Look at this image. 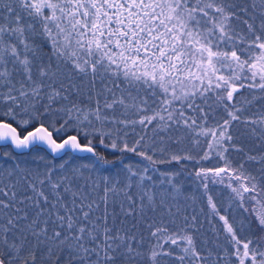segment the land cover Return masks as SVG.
Segmentation results:
<instances>
[{"label":"snow or ice","instance_id":"obj_1","mask_svg":"<svg viewBox=\"0 0 264 264\" xmlns=\"http://www.w3.org/2000/svg\"><path fill=\"white\" fill-rule=\"evenodd\" d=\"M0 148V264H264V0H0Z\"/></svg>","mask_w":264,"mask_h":264},{"label":"trees","instance_id":"obj_2","mask_svg":"<svg viewBox=\"0 0 264 264\" xmlns=\"http://www.w3.org/2000/svg\"><path fill=\"white\" fill-rule=\"evenodd\" d=\"M222 111V110H221ZM211 123V122H210ZM237 135H234V145L235 147H229L228 152L225 153V156L232 162L233 166L238 165L241 162H244V152H247L251 145L247 142V138L243 135V129L240 128L239 130L233 129ZM237 149H243V152L237 151ZM6 149L1 148L0 153L5 151ZM99 151L104 152L103 149H99ZM43 155L47 156L51 159L50 154L43 148L38 147L32 150L27 157L22 159H27L29 162L32 160V156L34 155ZM77 155V154H75ZM128 155V154H126ZM109 159H117V157L109 155ZM64 159H69L68 157H64ZM132 160L138 159L137 157H130ZM62 161H56L59 163ZM81 161H73V163H80ZM37 163H40L37 161ZM224 163L223 160H220L215 155L209 160L201 161L197 164L195 161H181L179 163L172 162L166 163L162 165H157L161 171H171L173 173H178L176 175L175 180L178 184L183 185L185 191L196 193L198 199L195 203L189 202V212L191 213L195 210V213L199 215L200 221L202 224L201 232L197 236L198 243H202L203 241L207 240L210 245H214L218 243L220 245V249L223 250L224 248L228 247L225 239L224 233L221 230L222 228V221L219 220L218 216H214L211 214V210L207 207L206 198L201 196L202 189L199 187V182L195 176V172L198 171L202 166L214 168L218 166H222ZM115 169H112L110 173H105V175L114 174ZM154 176L157 180L160 179L159 173H154ZM210 195H212L214 202L217 204L218 209L220 210L221 214L227 215L231 220L233 217L236 219V224L239 225L240 220L242 219L241 212L242 210L236 208L235 206L229 207L231 204L230 201V190L225 188L221 184H215L210 186Z\"/></svg>","mask_w":264,"mask_h":264},{"label":"water","instance_id":"obj_3","mask_svg":"<svg viewBox=\"0 0 264 264\" xmlns=\"http://www.w3.org/2000/svg\"><path fill=\"white\" fill-rule=\"evenodd\" d=\"M41 148L45 149L48 152V150L45 147L41 146ZM0 150H1V148H0ZM77 155H83V154H77Z\"/></svg>","mask_w":264,"mask_h":264}]
</instances>
